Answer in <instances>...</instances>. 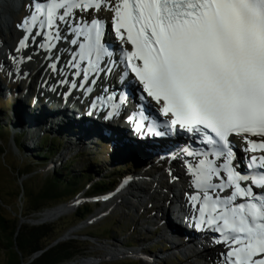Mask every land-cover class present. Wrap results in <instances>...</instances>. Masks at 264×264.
Wrapping results in <instances>:
<instances>
[{
	"label": "snow or ice",
	"instance_id": "obj_1",
	"mask_svg": "<svg viewBox=\"0 0 264 264\" xmlns=\"http://www.w3.org/2000/svg\"><path fill=\"white\" fill-rule=\"evenodd\" d=\"M26 9L20 48L66 41L85 83L118 68L165 118L166 132L155 121L137 131L185 137L183 174L171 179L184 184L186 220L211 240L213 264H264V0H30ZM107 100L110 119L125 97Z\"/></svg>",
	"mask_w": 264,
	"mask_h": 264
},
{
	"label": "bare ground",
	"instance_id": "obj_2",
	"mask_svg": "<svg viewBox=\"0 0 264 264\" xmlns=\"http://www.w3.org/2000/svg\"><path fill=\"white\" fill-rule=\"evenodd\" d=\"M22 11V6H20V4L19 6H17L16 3L13 2V0L0 1V69L4 72L6 80L9 83L11 82L13 84H18L20 87L22 86L23 89L25 88L26 90L25 95H23V91L19 94L20 97H18V101L20 102V106L18 107V111L15 112L16 116H13V111L11 113V126L13 124L14 132H17L18 129H22L24 131L26 130L29 137L28 145L31 146L34 144V141L37 139V137L41 136L42 134L51 133V131L56 133L58 130L62 129H64V131H67L69 134H72L69 126L75 124L82 125V123L85 124L91 122L94 124L89 125L88 123L86 127L84 125L82 131L79 130L77 132L79 138H86L87 142H95V140L102 136L106 137V140L111 141L112 144L122 143L124 144V146L121 144H116V147L120 148L123 158L126 159L129 158V155H125V151H133L131 149L132 147L137 148L138 155L140 156L142 155L140 149L146 148L147 152H145L148 157L154 156L156 158L155 160L157 161L165 158L166 162L162 164V168L157 172L159 173V176L157 174H140L133 176L134 180L126 179L124 184L120 186V189H118L117 192L110 195L107 199H103L100 204L101 206L107 204V206L110 205V207L111 205L115 206V204H120L125 199L128 200V196L131 192L136 194L132 199L135 200L136 203L138 202L140 204L142 203L140 194H144L150 199L153 197L151 195H155L159 199V202L162 203L161 209L157 210V221L165 220L163 222H165L166 224H168L169 221L172 222V219H170V215H173V213L175 215L177 214L173 212L171 204L169 203H172L174 199L175 201L181 200L180 203L182 204L185 203L183 196H175L173 185L177 182L173 183L169 181L172 175H177L176 170H178V168H180V170L182 171V168L179 166L180 164L176 165V162H167L170 157V153L167 154L166 151L171 150L172 146L163 143L162 146L159 144L157 145L159 147L150 148V150L148 146H145L146 144H133L135 146L125 144L124 142L126 141V139L123 138L126 137L125 135H127L128 133L135 135V133H133L132 131V128H130L129 126H124V131L117 132L115 134L113 132L110 133V128H104L103 126L105 125V123L101 122L99 120L100 118H98V116H100V112L98 110L100 105H97L94 108L90 109L91 113H88V115L91 114V118L87 117L86 113L84 112H81V118H73V111H76L79 108L81 109V107L76 104L73 107L72 103L74 95L72 92L71 94L67 95L66 93L68 91L65 90V94H62L61 90H64V81H67L69 85H72L75 83L77 77L75 75L76 69L70 66L72 49L74 46L67 45L66 41L61 40L59 42L54 41V43H56V47L48 49L40 46L41 43H45L46 40H44V38L42 37H37L36 42H33L30 38L27 47L20 48V41L25 33L17 27V22H15V19L22 14ZM94 15L96 14L94 13ZM5 36L7 40L3 39ZM116 42L119 44V41L116 40ZM118 44L117 46L120 45ZM18 48H20L19 51H17ZM29 57H31V59H29ZM69 70H73L72 73H69ZM25 85L28 86L26 87ZM9 87L10 85H5L0 80V95L4 94L3 88L9 89ZM86 87L88 88V86H85V88ZM76 88H78V86ZM87 88L85 89V91L88 90ZM137 91L141 92V89L138 88ZM9 93L12 95L11 92ZM5 96L6 98L10 97V95L8 94L4 95V97ZM30 99H33L34 105L28 107L26 102H28V100ZM146 107L147 108L145 109V112H147L151 116H155L159 111V106L156 105L154 101ZM63 124L67 126H64ZM100 133L103 135H101ZM79 142L80 145L86 144L81 140ZM122 149L125 151H122ZM154 165L155 164L151 165V170L149 172H152V167ZM165 167H168V172H165L163 170ZM147 177L155 178V182L153 183L160 181L161 190L156 191V188H153V186L151 187V185L153 184L152 182H147L148 184L144 182H138V180H140L141 178L145 179ZM143 185H149L147 191L144 189ZM181 190L183 191L184 188H182ZM71 204L72 206H68L65 209L75 210L80 204V200H77ZM65 209H58L55 211L47 212V214H45L42 218L43 220H47L49 217H53L57 213L65 211ZM102 216V214L98 216L92 215L90 218V223H95ZM159 224L160 223H158V225ZM167 227L163 226V238H165L164 242H166V244L168 245V250L172 249L170 251L173 252L171 256L181 255L182 258H185L192 255V253H194L195 251H199L197 249H188L187 252L183 251V249H185L184 247L186 246L183 244V242H185L186 244L190 243L192 240L183 241L181 230L174 231L173 227ZM191 236V238L198 237V235L194 233H192ZM198 239L200 238L198 237ZM195 253L199 254V252ZM126 254L127 253L121 251H110L109 258L124 256ZM216 255V250L211 249L209 246H207V244H204L202 254L196 255V258H202L207 262V264H210L213 262ZM167 258L168 257H165V259ZM83 263L89 264L88 262ZM90 264L93 263L90 262Z\"/></svg>",
	"mask_w": 264,
	"mask_h": 264
},
{
	"label": "rangeland",
	"instance_id": "obj_3",
	"mask_svg": "<svg viewBox=\"0 0 264 264\" xmlns=\"http://www.w3.org/2000/svg\"><path fill=\"white\" fill-rule=\"evenodd\" d=\"M18 1L19 0L16 1L13 0V2L16 3L17 6H19V4H17ZM26 12L27 9L25 11H22L21 12L22 14L15 19V22H17L16 25H18L21 19L25 16ZM3 39L7 40L6 36ZM0 80L1 82H3V84L10 85L9 89L3 88L4 94L0 95V125L5 126V128H7L8 131H10V135H11L9 141L7 142L8 132L5 130H0V197L2 198L5 204H10L11 208H15L21 211L23 210L24 204L27 205L34 204V202L37 200L39 196L40 191L49 190V188L47 187L50 182L47 181L48 177L56 169L60 170L59 167L70 159L71 160L74 159L75 161L69 173L74 171L75 174H78L77 172L82 170L88 171L87 168L92 169V166L93 167L96 166L104 170V173H102L98 178L95 179L94 177L96 182L102 181L105 177H107L106 176L107 174L109 175L115 173L119 177H124L128 175L135 176L140 174L153 175L159 169H161V166H156L158 169L156 172H149L151 170L150 165H152L151 164L152 159H147V157L145 156L141 157L140 155H138L137 148L132 147L131 149L133 151L131 150L125 151L122 149V151H125V155L127 156L129 155V158L126 159L123 158L122 153L119 149L116 150L112 146L111 141L101 139L100 141H98L96 144L93 145L92 143L94 142H90V141L87 142L86 138L84 139L79 138L77 132H75L74 130H72L74 133L67 134V137L58 138V140L62 142V147L60 148L58 147V145L53 147L57 151L59 150V148L60 150L53 157H51V159L48 160V162L45 165L42 164L38 165L37 160L30 158V156L32 155L31 149L34 147L35 141H37L38 138L34 141L33 145L29 146L28 145L29 137L26 130L24 131L22 129L20 130L18 129V131L17 132L15 131L16 132L15 133L13 130L14 127L13 124L10 127L12 123L11 113L13 111L14 112L13 116L15 117L16 116L15 112L18 111V107L20 106V102L18 101V97H20L19 94L22 93L23 91V95H25L26 90L25 88L23 89L22 86L20 87L18 84L15 83L13 84L11 82L9 83L6 80V76L1 69H0ZM25 86L27 87L28 85ZM9 92H11L12 95ZM6 94L10 95V97L9 98H6V96L4 97V95ZM26 104L28 105V107L34 105L33 99L28 100ZM21 131H24V133L26 132L25 138L28 137L27 145L29 149L27 147H24L25 148L24 151H19L14 141V138H17V136L21 134L19 133ZM53 133L54 132L51 131V133L48 134V137L50 139H53L54 137ZM80 140L82 142H85L86 144L80 145L79 142ZM127 142L128 141H125L124 143L128 144ZM116 144H121L124 146V144L122 143H116ZM2 147H5V150L3 152L1 151ZM87 161H91L90 165L88 166L86 163ZM157 164L159 165L160 163ZM28 167L33 169L34 172L32 173V175L29 177L25 176L19 180L16 176L17 168H20V172H24ZM154 169L155 168H153V170ZM67 173L68 172L66 173L64 172L63 174L65 176L70 175L69 173L68 174ZM138 182L147 183L146 180L142 178L138 180ZM21 184H24L23 193H25L26 195L25 201L23 199V195L19 198H16L13 195L14 193L17 194L19 192V189L21 188ZM152 186L153 188H156V190L158 191L161 190L160 181L153 183L151 187ZM143 187L147 191L149 185L147 186L143 185ZM88 195H90V191L83 192L81 193L80 196L82 198H85L88 197ZM135 195H136L135 193L131 192L130 195L128 196V200L125 199L120 204H115V206L111 205L110 207V205L107 206L108 204L101 206V204H99V208L96 209L93 216L95 215L98 216L101 214L103 216L100 217L95 223L85 227H81L72 232L71 235L74 237L73 239H77L78 234H85L87 231H90L91 234H98V232H100V229L102 227H107L108 225H111L115 230V235H114L115 239L110 242H102L96 239L94 240L90 237H80L81 241L85 243V250H87L86 256H84L81 259L83 260L94 259L96 261L95 264H100L102 261H107L104 259H110L108 262H121V263L123 262L126 264H145L140 262L137 256L140 254L142 250V253L148 256L149 259L155 260L157 257L158 258L168 257L167 259L163 258L162 261L159 260L157 264H207V262L204 259L196 258L197 253H192V255L185 258H182L181 255L171 256L173 254V252H170L172 249H170V251L168 250V245L166 244V242H164L165 238H163L164 233L162 232V230L159 229L156 232H154L158 223H160V221H157L156 216H157V210L161 209L162 203L159 202L157 196L151 195L153 197L150 199L146 197L144 194H140V197L142 198L141 201L142 203L141 204L138 202L136 203L135 200L132 199L133 196ZM93 201L95 200L92 199L89 200V202H91L92 204ZM48 202L49 201L39 200L38 203L47 204ZM81 205L82 204H80L79 207ZM73 213H70L64 217H68ZM170 216L172 218L173 215L171 214ZM107 223L108 225L106 226ZM47 224H51V223H46L44 225ZM175 226L178 227L179 229L181 227L179 223L175 224ZM129 242L135 243V246L131 247L129 245ZM3 246H4V242L0 240V264H8L9 254L5 251V248ZM149 248H152V252L148 251ZM187 250H188L187 247L183 249V251L185 252H187ZM110 251H121L127 254L124 256L109 258ZM201 254L202 253L200 252L199 255ZM88 263H90V261ZM210 264H213V262Z\"/></svg>",
	"mask_w": 264,
	"mask_h": 264
},
{
	"label": "trees",
	"instance_id": "obj_4",
	"mask_svg": "<svg viewBox=\"0 0 264 264\" xmlns=\"http://www.w3.org/2000/svg\"><path fill=\"white\" fill-rule=\"evenodd\" d=\"M0 130L8 132V142L11 136L10 131L2 125H0ZM61 137L64 136L59 134L58 136L53 137V139H50L48 136L42 138L36 147L31 149L33 151L30 158L37 160L38 165H45L48 160H50L51 157H53L62 147V142L58 140V138ZM24 140V135H19L17 138H14L16 147L19 151L25 150L24 147L26 146ZM56 145L60 147L58 151L53 147ZM4 150L5 147H2L1 151L3 152ZM74 161V159L67 160L59 167L60 170L56 169L48 177L47 181L50 182L47 187L49 190L40 191L34 204H24L23 210L20 212L21 217L29 219L38 213H42L51 208L68 203L83 192L90 191V195L87 197L90 199L106 195L115 189L119 182V178H121L115 173H112L109 175L107 174V177H105L102 181L96 182L95 179L104 173V170L96 166H92V169L87 168L88 171H79L77 172L78 174H75L74 171L69 173ZM86 163L88 166L91 161H87ZM33 172V169L29 167L24 172H20V168H17L16 176L20 180L25 176H31ZM64 172H68L71 177L70 175L65 176L63 174ZM23 189L24 184H21L19 192L17 194L14 193L13 195L16 198L23 195V199L25 201L26 195L23 193ZM39 200L49 202L47 204H39ZM10 208V204H5L0 197V240L4 242L3 247L9 254L8 264H69L86 256L87 250H85V243L81 241L80 237H90L94 240L96 239L102 242H110L115 239V230L107 223L106 226H108L102 227L98 234H91L90 231L86 230L87 232L85 234H78L77 239L67 240L54 245V243H56L59 238L69 231V229L86 221L98 208V206L85 204L79 207L72 215L60 218L54 223L42 226H30L27 224L22 225L18 231L16 239L14 240L19 227V210ZM129 245L134 247L135 243L129 242ZM150 250L152 251V248H150ZM40 252H42L41 255L30 262L33 256ZM100 264L126 263L103 261Z\"/></svg>",
	"mask_w": 264,
	"mask_h": 264
},
{
	"label": "water",
	"instance_id": "obj_5",
	"mask_svg": "<svg viewBox=\"0 0 264 264\" xmlns=\"http://www.w3.org/2000/svg\"><path fill=\"white\" fill-rule=\"evenodd\" d=\"M21 196H22V195H20V197H21ZM78 199H79V198L77 197V198L71 200V201H70L69 203H67V204H62V205H59V206H57V207L51 208V209H49V210H46V211H44V212H42V213H38V214L34 215L33 217H31V218H29V219L21 217V216H20V212H21V211L19 210V214H18V218H19V227H18V229H17V233L15 234L14 240L16 239V237H17V235H18V231H19L20 227H21L22 225H24V224H27V225H30V226H41V225H44V224H46V223H54V222H56L57 220H59L60 218H63L64 216H66V215H68V214H70V213L75 212V211L78 209V207H77L75 210L65 209V208H67L68 206H72L71 203H74V202L77 201ZM78 206H79V205H78ZM58 209H65V211H61L60 213H57L55 216H53V217H49L47 220H45V219L43 220L42 217H43L45 214H47V212L55 211V210H58ZM66 210H67V211H66ZM91 216H92V215H91ZM91 216H90L86 221H84V222L78 224V225L75 226L73 229L69 230L65 235H63L61 238H59V239L56 241V243H54V245H56V244H58V243H61V242H64V241H67V240H71V239H73L74 237L71 235L73 231H75V230H77V229H79V228H81V227H85V226L91 225V223H90V218H91ZM34 217H36V218H34ZM92 224H93V223H92ZM16 250H17V247H16ZM41 253H42V252L35 254V255L33 256V258L31 259L30 262H32L34 259L38 258V257L41 255ZM89 261L92 262L93 264L96 263V261L93 260V259H84V260L81 259V260L73 261V262H71V263H69V264H84L83 262H89ZM89 264H90V263H89Z\"/></svg>",
	"mask_w": 264,
	"mask_h": 264
}]
</instances>
